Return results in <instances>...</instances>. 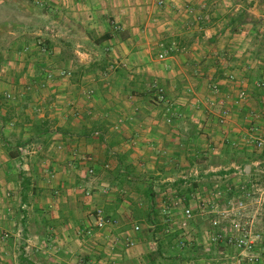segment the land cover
Wrapping results in <instances>:
<instances>
[{"label": "crops", "instance_id": "obj_1", "mask_svg": "<svg viewBox=\"0 0 264 264\" xmlns=\"http://www.w3.org/2000/svg\"><path fill=\"white\" fill-rule=\"evenodd\" d=\"M35 39L44 52L31 44ZM62 69L69 75L20 102L22 81L37 86L46 71ZM263 71L261 0H0V230L27 237L19 252L15 241H0V258L5 264H72L77 254L113 259L108 246L131 238L136 245L114 264H264V243L255 252L216 254L210 231L199 230L206 215L197 202L214 191L194 187L189 199L181 195L189 177L237 181V158L248 160L250 136L264 134ZM151 81L173 100L172 123L154 109ZM11 89L15 98L7 101ZM242 89L247 96L239 100ZM88 91L90 100L82 96ZM45 99L56 104L46 117L28 112L27 101ZM76 151L93 160L82 161ZM92 205L114 217L115 226L82 233ZM187 206L194 216L181 228ZM121 220L129 226L114 235L110 228ZM175 224L191 247L153 236L156 227ZM189 227L192 239L185 237Z\"/></svg>", "mask_w": 264, "mask_h": 264}, {"label": "rangeland", "instance_id": "obj_2", "mask_svg": "<svg viewBox=\"0 0 264 264\" xmlns=\"http://www.w3.org/2000/svg\"><path fill=\"white\" fill-rule=\"evenodd\" d=\"M260 3V1H259ZM261 3L264 6V0H261ZM246 4V1H245ZM246 6V5H244ZM40 42V47L38 46V41L35 39L31 44L36 47V50H38L39 52H44L45 50V46L42 42V40H39ZM8 41L5 40V42L3 43L5 46H8L9 43H7ZM10 58V57H9ZM61 71H64V69L62 70H57L55 71H46L44 77L40 80H36L37 86H35L33 83H23V81L18 85L19 88L17 89L16 92V96H18V98H21L20 102H23L25 100H27L28 98H26L25 96H27V93H32L34 92L33 90L40 88L43 89L45 87L48 86V84H50V81L52 82L55 79H63L65 78L63 75L60 74ZM264 72V71H263ZM259 73V72H258ZM27 74V72H26ZM9 79L10 76H13V73H9L8 74ZM16 76H18V78L24 79L23 76V72H16ZM50 76V77H49ZM229 80H234V75L232 77H227ZM264 79V76H263ZM262 80V79H260ZM255 82H260L257 78V80H255ZM263 83V84H262ZM151 84V85H150ZM149 86L151 88L150 93H152V95L150 96L152 99V102L154 104V109L155 110H162L164 112L165 115V120L169 117L170 120L171 118L174 117L175 115V104L173 103V100L167 95L165 89L160 86L159 84H157L156 82H150ZM264 85V80L261 81V83L259 84V86L263 87ZM244 90V89H242ZM241 91V90H239ZM239 91L237 92V94L239 93ZM245 91V90H244ZM92 93L91 91L88 92H82V96H84V98L90 100L89 98L86 97V95L90 96V93ZM88 93V94H87ZM160 94L163 95L162 98L160 97ZM15 93L12 91H8L7 93H4V97L5 99L8 101L14 99ZM247 94L245 91V98H246ZM237 97V95H236ZM26 98V99H25ZM235 97L233 96H228L225 97V99L227 101L229 100H233ZM244 98V99H245ZM236 99V98H235ZM243 99V100H244ZM46 100V99H45ZM38 102V103H37ZM37 102H32L31 100L27 101L28 106L30 107V112L31 114H37V115H41V117H46L45 113L46 110L50 111V110H54V107L56 106V104L53 102V100H46V101H40L37 100ZM214 103V102H212ZM24 104V103H21ZM216 105V104H215ZM56 108V107H55ZM226 109V108H224ZM68 110L71 111L70 115L73 118H79L80 115V111L79 109L75 108L71 103H69L68 106ZM51 112V111H50ZM67 112V111H66ZM221 114V112H220ZM48 118V117H47ZM168 123L172 121L166 120ZM39 123V122H38ZM52 130H54V125L51 126ZM261 138H264V134L261 135ZM27 137V136H26ZM25 137V138H26ZM14 136L12 137L11 141L9 142H15V140L17 139L15 137V139H13ZM56 141V140H54ZM58 144H65L63 141H57ZM76 153H78V158H80V156H90L87 153H79L78 151L73 153V156H76ZM244 157H246L248 160H245L244 158H237L238 162H237V167L235 168L239 174L237 175V181L233 182L232 180L229 181H222L221 179H219L218 177H211L208 178L207 180H200V181H193L191 180V177H189V179H184L186 182H184L183 185H181V195H183V199L187 200L190 197V192L192 189H194V187H197V191L198 193H202L205 192L207 189H210L212 191H214L213 193H211L212 196H208V197H201L199 199L200 202H203L205 204H207L208 202L215 204V209L214 212L216 213V215H213L214 213L209 212L207 209H205L204 212H202V214L206 215V217L203 219V222H205L204 224V228H200L199 230L201 232L204 231H210V241L213 242V244H215L214 248H215V253L218 254V251H238V253H242V251L237 250L235 248H233L232 246L226 245L224 243V240L222 238H218L216 240L211 239L212 233L214 232V229L210 226L209 230H207V222H209L211 220V217L213 218V216H215L216 218H218L221 223H220V229L221 231H226L229 232L230 231V227H231V221L233 219H236L237 222L244 224L246 230L249 232V235L251 236V238H253L255 240L254 244H255V248H258L259 244L261 245L260 242H262V244L264 243V145L262 147H256L253 144H250V150L248 151H244ZM239 154H241V152H239ZM26 155V154H25ZM237 157H241L240 155ZM92 158V157H91ZM82 160V159H81ZM93 158L91 160H82L85 162H89L92 161ZM247 164L250 166V170L245 174L244 171V166L243 164ZM219 169L215 170L214 172H217ZM221 170V169H220ZM212 172V171H210ZM241 184H244L248 190V193H242L240 191H237L239 189V186ZM238 187L236 189V193L235 194H227L228 192V188H235ZM228 189V190H227ZM93 190H96V188H94ZM226 193V194H224ZM210 195V194H209ZM198 198V197H195ZM243 200V207L241 209V211H236V200ZM197 202V201H196ZM91 210L95 208V205H92ZM106 212V211H105ZM195 211L193 210V213ZM224 212V213H222ZM11 215H14L15 212L11 211L9 212ZM8 213V214H9ZM9 214V215H10ZM31 214V213H30ZM17 215V214H16ZM135 216L142 215V212L140 210L136 211V213L134 214ZM159 215V214H157ZM162 217H164L163 214H160ZM174 216V215H173ZM172 216V217H173ZM30 217H28L29 219ZM159 218H157V220H159ZM21 218L20 215L17 216V221L20 222ZM31 222V219H29ZM127 221H122L118 223V225L115 228H110V232L113 233L114 235H116V233H118L121 229H123L124 226H129L126 225ZM129 222V221H128ZM131 224V223H129ZM88 225H90V223H88ZM18 226L20 227V225L18 224ZM177 225H170V226H159L156 227L152 232L155 233L153 234V236H156V240H162V241H172L176 240L178 238V240H180L179 237H184L181 236L180 234L184 235L185 233H183L184 229L181 228H177ZM113 227V226H112ZM130 227H128L129 229ZM127 229V228H126ZM131 229H133V227H131ZM140 229V228H139ZM134 230V232H139L140 230ZM211 229V230H210ZM80 230V229H79ZM125 230V227H124ZM198 230V231H199ZM82 231V230H81ZM85 230L82 231V233ZM194 228H190L187 230V233L185 235V237H189V239L193 238L194 236ZM81 233V234H82ZM11 233L9 231L6 230H0V241H7V240H11L12 242L15 241V246H13V244H11L12 248L13 247H17V251H21V245L23 242V237L27 238L26 236H22V232L18 230V234L17 232H13L12 235H10ZM112 234V235H113ZM179 235V237H178ZM77 238H81V235H76ZM75 238V237H73ZM155 238V237H154ZM176 238V239H175ZM186 243L184 246L187 247H191V245H189V243H191L192 241H187V238H183ZM177 240V242H178ZM135 242V241H134ZM117 243V242H116ZM113 243L112 246H108L107 251L108 254L110 253L111 255H113L115 258L110 259L109 257L106 258V256H96L95 260H93L92 258H90V255H87L89 259L87 258H83L80 257V254L76 256V259L73 261L72 264H114L115 262L118 263L119 260H116V258H119V254L121 251H123V249L126 248H130L128 246H126L125 244L119 243L116 244ZM136 245V242L134 243V245L131 247H134ZM172 246H176L175 243H173ZM184 248V247H183ZM2 250H5L4 246L3 248L0 245V253L2 252ZM99 250V249H97ZM174 250V249H172ZM257 250V249H255ZM255 250H253V252H255ZM92 251V250H91ZM263 253L261 254L264 260V250L262 251ZM260 255V256H261ZM74 257V256H73ZM8 264L9 262L6 261ZM213 262H217V261H213ZM0 264H5L4 260L2 258H0ZM41 264H48V261L43 262Z\"/></svg>", "mask_w": 264, "mask_h": 264}, {"label": "built area", "instance_id": "obj_3", "mask_svg": "<svg viewBox=\"0 0 264 264\" xmlns=\"http://www.w3.org/2000/svg\"><path fill=\"white\" fill-rule=\"evenodd\" d=\"M165 0H157V3L159 5L164 4ZM40 41H38V46L40 47ZM161 47L163 46V44H160ZM159 58H164V53L161 52L158 54ZM61 75L63 76H68L69 72L66 71H61L60 72ZM50 77V76H49ZM228 77H232V75H229ZM163 95L160 94L159 98H162ZM245 98V91L241 90L239 91V93L237 94V99L242 100ZM225 113V111H224ZM224 117V114H221L219 119L222 121ZM167 120H170V118L168 117ZM250 142L255 145L256 147H262L264 145V138H261L259 135H255L252 134L250 136ZM80 158L82 160H91L92 158L90 156H80ZM104 167H108V164H105ZM88 173L92 174L94 173V169L92 166H90L88 168ZM230 191V188H228ZM237 191H240L242 193H248V190L246 188V186L244 184H241L239 186V189ZM231 194H235L236 191L230 192ZM243 200H236V211H241L242 207H243ZM197 205L199 206L201 212H204L205 209H207L209 212L214 213L213 215H216V213L214 212L215 209V204L208 202L207 204L198 201ZM212 210V211H211ZM224 213V212H222ZM167 215V220L172 219L173 214L171 215L169 213V211L166 213ZM194 216L193 213V208L190 206L187 207H183L181 212H180V226L181 228H184L189 220H191ZM117 220L112 217L111 215L107 214L105 212V210L102 207H96L92 213H91V221H90V225H88L87 229H85V232L87 234H90L93 230H106L109 227L115 226ZM220 223L221 221L216 218L215 216H213V218L211 217L210 220V226L214 229V232L212 233L213 236H211V239L216 240L218 238H222L224 240V243L226 245L232 246L233 248L240 250L242 252H252L254 250L255 247V240L253 238H251V236L249 235V232L246 230L244 224H241L239 222L236 221V219H233L231 221V227H230V231L226 232V231H221L218 230L220 229ZM134 230H138L139 226L138 225H134L133 226ZM125 245L129 246V245H133L134 244V240L131 238H126L125 240ZM180 246H184L186 241L183 238H180V240H178L177 242Z\"/></svg>", "mask_w": 264, "mask_h": 264}, {"label": "water", "instance_id": "obj_4", "mask_svg": "<svg viewBox=\"0 0 264 264\" xmlns=\"http://www.w3.org/2000/svg\"><path fill=\"white\" fill-rule=\"evenodd\" d=\"M244 169H245V172H248L250 170V166L246 165Z\"/></svg>", "mask_w": 264, "mask_h": 264}]
</instances>
